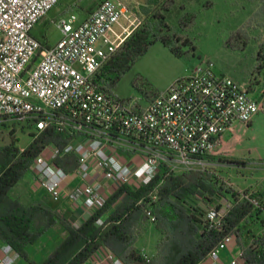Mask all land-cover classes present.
Returning a JSON list of instances; mask_svg holds the SVG:
<instances>
[{
    "label": "built area",
    "instance_id": "obj_1",
    "mask_svg": "<svg viewBox=\"0 0 264 264\" xmlns=\"http://www.w3.org/2000/svg\"><path fill=\"white\" fill-rule=\"evenodd\" d=\"M58 1L0 0V117L25 121L35 131L51 125L76 133L60 148L46 145L32 160L30 171L52 199L60 196L67 175L52 161L57 154L74 153L75 181L65 196L91 212L108 196L105 180L116 187H136L160 168L172 172L177 166L213 163L220 134L235 121L246 125L263 108L264 87L254 97L255 87L248 81L215 72L208 58L144 104L138 97L120 98L103 90L95 79L97 69L138 18L123 0H100L80 19L73 14L56 17L58 38L43 45L30 30ZM113 24H120L119 30ZM155 197L153 190L147 199ZM144 211L153 221L150 207ZM219 214L213 207L205 213L214 224ZM231 239V234L223 235L204 264L245 263L239 250L228 260L222 258ZM15 255L8 243L0 245V264H11ZM91 264L124 263L105 249Z\"/></svg>",
    "mask_w": 264,
    "mask_h": 264
},
{
    "label": "trees",
    "instance_id": "obj_2",
    "mask_svg": "<svg viewBox=\"0 0 264 264\" xmlns=\"http://www.w3.org/2000/svg\"><path fill=\"white\" fill-rule=\"evenodd\" d=\"M259 1L264 16V0ZM173 3L174 0H153L141 7L137 25L97 69L95 79L103 90L112 92L114 81L156 40L174 55L192 52L194 44L187 30L194 14L185 11L174 24L167 23L164 15ZM246 39L239 35L231 46L240 47ZM260 58L264 62V48ZM262 76L264 87V65ZM132 84L147 100L159 92L139 74ZM74 136L76 133L47 125L32 131L22 147L14 140L0 144V240L28 264H81L99 245L106 246L124 264H197L225 234H231V241L246 264H264V186L238 191L220 183L210 167L188 168L178 173L160 168L147 183L136 187L120 184L101 206L76 225L42 198L22 202L11 193L14 184L29 173L34 156L46 145L60 148ZM226 160L243 162L236 158ZM52 161L66 172H72L76 166L71 151L55 155ZM153 190L156 197L148 201ZM121 195L108 215L101 218L107 206ZM147 206L154 216L151 222L161 236L154 256L145 260L133 241L149 221L144 211ZM209 207L220 211L216 224L205 215ZM259 219L262 228L245 241L246 224ZM57 223L64 228L65 235L44 258L32 260L27 245Z\"/></svg>",
    "mask_w": 264,
    "mask_h": 264
},
{
    "label": "rangeland",
    "instance_id": "obj_3",
    "mask_svg": "<svg viewBox=\"0 0 264 264\" xmlns=\"http://www.w3.org/2000/svg\"><path fill=\"white\" fill-rule=\"evenodd\" d=\"M100 0H59L47 13L41 17L31 28L30 32L44 43L52 44L58 38V29L53 20L59 15L76 16L80 19ZM135 18H140L141 7L149 5L153 0H123ZM192 12L194 20L187 30V35L192 39L194 49L183 55H174L159 40L151 43L147 49L126 69L111 85L113 94L120 98L138 97V102L144 104L146 98L143 93L132 84L136 74L143 76L158 91L164 90L176 77L202 58H208L212 62L213 70L222 75H228L239 82H249L255 87L251 93L259 98L258 91L262 87V66L264 62L260 58L264 48V16L262 15L259 0H174L171 9L165 13V20L174 24L178 15L183 12ZM120 24H124L120 21ZM120 24H113L114 30H119ZM238 30V34L235 31ZM233 34L235 36H233ZM245 35V43L240 47H232L231 44L237 36ZM33 127L21 120H13L9 117H0V144L14 140L22 147L30 138ZM245 148L252 149L264 156V109L262 117L250 125L245 133L243 143ZM242 160V159H241ZM228 164H233L232 168ZM235 165V166H234ZM216 173L219 182L231 186L244 185L245 178L255 179L253 186L243 189H253L264 186V174L256 176L255 167L264 168V159L250 162L243 158V162H222L205 164ZM184 170L181 166L174 168L172 172L178 173ZM30 172V171H29ZM31 173V172H30ZM264 173V172H263ZM35 177L26 173L18 182L15 191L22 194V190L28 187L30 179ZM36 180V179H34ZM237 190V189H236ZM23 200H26L23 197ZM262 220H255L246 224L244 240L247 241L251 233L259 231ZM146 226L154 227L147 221ZM144 225V226H145ZM154 256H149V259ZM155 259V258H154Z\"/></svg>",
    "mask_w": 264,
    "mask_h": 264
},
{
    "label": "crops",
    "instance_id": "obj_4",
    "mask_svg": "<svg viewBox=\"0 0 264 264\" xmlns=\"http://www.w3.org/2000/svg\"><path fill=\"white\" fill-rule=\"evenodd\" d=\"M86 14V13H85ZM84 16V15H83ZM41 19V18H40ZM43 45H47V43H44ZM263 108L256 112L251 119L248 121L246 125H243L240 122H233L231 127L229 129H225L220 134V140H219V152L212 157L213 162L217 161V163L227 162V163H233V161L226 160L228 159H239L243 161V158L245 160H248L250 162H255L257 160L264 159V156H261L258 152H251L252 149L245 148L241 145L243 143V139L245 137V133L250 129V125H252L254 122L258 121L262 117V110ZM221 159V160H217ZM230 168H232L231 164H228ZM235 166V165H234ZM256 173V176H260L259 174H264V168L255 167L254 168ZM31 172V171H30ZM29 174L33 173L31 172ZM257 178V177H256ZM243 179L244 185L240 187L237 183L234 184L235 188L237 190H240L246 186H253L255 179ZM35 179V178H34ZM30 179V183L28 184V187L24 190H22L23 197L26 198V200H23V197L21 194L17 193L18 191H15L14 188H16L19 180L14 184L11 193L13 195H16L19 197V199L22 202H28L33 198H42L47 204H49L51 207L56 209L59 213H63L74 225L78 224L80 221H82L90 212L85 211L81 206L71 202L68 200L65 196L66 191L73 185L75 181V174L74 171L67 172V175L64 179V182L61 187V193L60 196L57 199H52L49 194L41 187V185L38 183L37 180ZM104 187L108 191V195H110L115 189V184L110 180L103 181ZM122 197L119 196L117 199H115L113 202H111L105 211L101 214V218H104L108 215V213L113 209L114 205L119 201V199ZM65 235V230L60 224H54L53 226L49 227L33 244L27 245L26 249L29 254V257L34 261H40L42 258H44L49 250L55 245V243L60 240ZM161 233L157 230L155 227L150 226H144L136 235L133 245L139 252H144L148 256L153 255L155 252V244L157 240L160 238ZM4 243L0 240V245ZM108 249L104 245H99L89 256H87L81 264H91V261L94 257H98L101 255V253ZM236 252V247L230 241L226 247L222 250L221 256L224 260H228L230 257H232ZM11 264H28L25 259L20 257L19 255H15L14 260ZM197 264H204V260H201ZM246 264V263H243Z\"/></svg>",
    "mask_w": 264,
    "mask_h": 264
}]
</instances>
